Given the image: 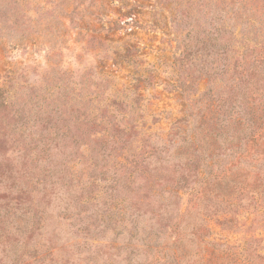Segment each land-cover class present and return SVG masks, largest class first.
I'll return each instance as SVG.
<instances>
[{
	"label": "trees",
	"instance_id": "1",
	"mask_svg": "<svg viewBox=\"0 0 264 264\" xmlns=\"http://www.w3.org/2000/svg\"><path fill=\"white\" fill-rule=\"evenodd\" d=\"M171 22L184 30L175 39L173 62L181 77L176 87L188 105L174 125L192 121V128L180 139H169L175 145L172 153L154 146L122 160L106 152L111 140L108 151L121 148L109 133L94 136L96 148L85 141L94 152L89 169L103 180L110 172L102 209L128 223L123 229L128 228L131 247L125 249L132 254V238L138 237L144 264H182L191 254L196 257L193 264H264L263 237L255 235L243 244L212 243L207 257L196 251L179 255L186 248L183 240L206 243V202H215L213 212L223 206L221 212L230 213L232 199L245 190L264 200V175L257 171L264 170V0H186ZM203 77L206 89L198 96L195 82ZM27 104V99H11L0 87V263L40 260L38 243H31L44 222L39 206L55 203L62 187L72 194L75 173L67 163L76 155L63 154L81 144L69 134L71 126L58 125L54 115L44 122L31 119ZM85 119L77 117L75 129L92 127L97 133L101 124ZM124 128L113 130L128 133ZM69 171L73 177L66 179ZM91 199V205L99 204L98 198ZM193 212L202 213L200 221L185 223ZM145 213L154 228L139 227ZM187 233L192 238H185Z\"/></svg>",
	"mask_w": 264,
	"mask_h": 264
},
{
	"label": "rangeland",
	"instance_id": "2",
	"mask_svg": "<svg viewBox=\"0 0 264 264\" xmlns=\"http://www.w3.org/2000/svg\"><path fill=\"white\" fill-rule=\"evenodd\" d=\"M185 5L186 0H0V87L17 102L27 99L31 119L44 122L54 115L52 120L70 125L69 134L81 143L63 154L76 155L67 163L75 173L72 194L62 187L55 203L39 206L44 222L31 243H38L41 261L28 259L22 264H127L129 260L144 264L138 237L132 238V254L125 249L131 247L128 228L123 229L128 223L102 209L103 186L110 172L103 180L89 169L94 154L89 147H98L94 136L109 133L121 148L108 151L111 140L106 152L120 160L154 146L166 148L169 154L175 148L169 139H180L191 130L192 121L174 125L188 105L176 87L181 77L173 62L175 39L184 30L172 25L171 18ZM206 83L204 77L196 80L198 96ZM77 117L94 119L101 127L97 133L92 127L77 130ZM117 126L127 127L128 133H117L113 130ZM60 131L67 132L65 127ZM85 141H91L88 148ZM71 171L66 179L73 177ZM257 171L264 175L263 169ZM123 194L119 191L120 198ZM91 197L99 204L91 205ZM232 202L230 213H222L223 206L213 212L215 202H206L202 207L207 213L202 216L204 223L210 227V235L203 237L206 243L183 240L180 244L186 248L179 255L196 251L207 257L212 243L243 244L252 235L263 237L264 247V200L245 190ZM202 213L189 214L185 223L200 221ZM225 217L232 220L226 222ZM149 223L147 213L140 216L139 227L154 228ZM185 238L192 236L187 233ZM121 244L122 248H115ZM195 259L191 254L182 264H193Z\"/></svg>",
	"mask_w": 264,
	"mask_h": 264
}]
</instances>
